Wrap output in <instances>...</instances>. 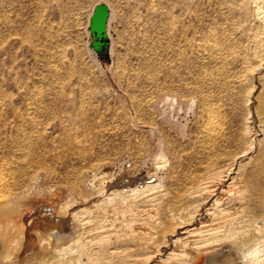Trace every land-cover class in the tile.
<instances>
[{"label":"rangeland","instance_id":"rangeland-1","mask_svg":"<svg viewBox=\"0 0 264 264\" xmlns=\"http://www.w3.org/2000/svg\"><path fill=\"white\" fill-rule=\"evenodd\" d=\"M251 1L253 0H0V163L9 164L8 167L11 166L14 172L13 181L15 185L17 184L15 186L17 190L14 191L15 196L12 195V201L15 202L16 198L18 200L12 204L18 206L17 203H19L22 207H19V210L25 214H31L38 204L56 207L39 215L40 218H48L47 214L54 215L60 206L76 201V195L79 193L80 196L91 194L93 176L95 177L98 171L100 172L102 167L108 164L113 166L116 173L127 167L130 174L128 175H132V178L146 173L151 174L153 171L152 175L158 176L156 178L160 185L166 188L169 184L166 189L171 190L200 157L197 153L199 150L197 149V129L203 99L210 98L209 100L218 101L220 98L218 102L220 107H223L221 110L223 113L226 111L225 116L229 121L228 138L219 152L235 154L245 148L249 136H245L243 141L245 144H243L239 142L238 134L242 130L243 121L247 115L246 102L251 98L252 90H254L249 85L254 84V79L246 78L245 82H250V79L252 81L248 84L243 81V85H240L242 83L236 76L240 74L237 73L240 69L238 63H241L240 57L244 56L243 53L246 51L244 47L247 45V50H250L251 35L262 26L260 25L261 15L255 11L256 5L254 8L252 5L261 0ZM98 3H105L110 9L107 24L110 40L108 61H100L89 48L91 38L88 33V23L93 8ZM251 14L256 16L252 17ZM258 16L259 18H256ZM211 34L213 37H210ZM210 38L215 40V43L218 40L216 47L220 45L219 48L211 49ZM213 40L212 43L215 44ZM217 49L222 52L219 53ZM225 49L226 52H224ZM233 54L232 58H228ZM228 59H231L233 63L231 64ZM252 61L254 65L258 64ZM222 65L226 68L221 69ZM232 67L234 70L239 68L234 71L236 75ZM227 70L229 73L226 72V74ZM257 72L258 70L255 74ZM214 80L221 82L217 83ZM234 80L237 81L234 82ZM224 81H228L230 85L225 82L228 83L226 86ZM228 86L230 87L227 88ZM233 86L235 89L239 88L236 89L237 92ZM218 92L223 93L220 96ZM207 96L213 98H207ZM81 97H83L82 100ZM224 97L225 102H223ZM235 100L236 103H234ZM58 101L61 102L60 105ZM230 111H232L231 115ZM32 118L33 122H31ZM231 122L237 126H233ZM75 125L81 132L74 127ZM23 127L30 132L26 130V134L23 133L25 131ZM85 129L88 133L84 131ZM31 130L35 131L34 134ZM36 132L40 137L36 136ZM89 133L91 136L88 135ZM61 137L63 140L60 139ZM235 137H238V141ZM73 138L79 139V142ZM142 142L144 144H141ZM44 145L46 147H43ZM228 145H230L229 148ZM161 150L165 152L167 150L166 154L170 152L169 155L167 154V160L164 158L166 154L163 157L165 152ZM228 150H230L229 153L226 152ZM253 151L245 159L234 161V164L238 162L236 167H246ZM159 154L164 158V162ZM156 159H159L161 163ZM168 160H171L173 164ZM93 162L97 164L95 169L92 168L95 165ZM160 166L161 168L164 166L166 170L165 168L161 170ZM86 168H89V173ZM157 169L162 172L160 173ZM82 177H86V180ZM67 182L73 186L78 183V188L74 189ZM48 188H52V191ZM55 196L59 197L58 204L54 200ZM66 199L70 201L66 202ZM144 210L146 208L140 209L138 219L145 218L142 215L145 214ZM146 222L148 227L154 228L155 223ZM112 228L119 231V238L117 241H111L110 246L115 248L117 253L109 259L110 264H116L118 260L117 264H134L130 259H144V255L152 254L153 248L161 241L158 235L156 241L154 240V246L146 247L147 245L129 236L127 230H122L119 223H115ZM128 242L127 247L125 244ZM131 246H133L132 250H130Z\"/></svg>","mask_w":264,"mask_h":264},{"label":"bare ground","instance_id":"bare-ground-1","mask_svg":"<svg viewBox=\"0 0 264 264\" xmlns=\"http://www.w3.org/2000/svg\"><path fill=\"white\" fill-rule=\"evenodd\" d=\"M253 1H255V0H253ZM253 1H251V2H253ZM252 5H253V8H254V5H256V8H255L256 10L255 9L254 10L256 11V13L258 12V14L261 15L260 20L262 22L260 25H262V26H260L261 28L256 27L259 30L254 32L253 35H251L252 39L250 38L251 43L249 44L250 50L249 49L247 50V48H248L246 45L247 43L245 44L246 47L243 46L244 48H246L245 53H247V51H248V53L247 54L243 53L244 56L241 55L242 56V57H240L241 63H238L240 65H238L236 63L238 65V67H240V69L238 68L239 72H237L240 74H238V76H236V78L241 83L244 80H246V78L248 79L249 77H251V79L253 77V79H254V80L252 79L254 81V84L252 86L249 85L254 90H252L253 93L250 96L251 98L248 99L249 101L247 100V102H246L247 107L246 106L245 107L248 108L247 109V115L244 118L242 130L238 134L239 135V142L241 141L243 144H245L243 142L245 136H249L248 140L247 141L245 140L247 143V146L245 148L241 149L240 151L236 152L235 154H226L225 153L226 154L225 155V154H222L219 152L220 148L224 147V142L228 138L227 129L229 126L228 125L229 121H228L227 117L225 116L226 111L224 109L225 113H223V111L221 110V108H223V107H220V104L218 102L220 100V98L218 101L209 100L210 98L205 99V100L203 99L201 101L203 104H202V108H200V110H201L200 111V121H199V126L197 129L198 130V132H197V134H198L197 135V142H198L197 149H199L197 151V153L200 154V157H199V159H197V161H195L192 168H190L188 171H186V173H184L183 179L176 186L171 188V190L166 189L169 184L168 185L166 184L167 185L166 188H163V186L160 185L159 180H157V178H156L158 176L155 177L154 175H152L153 171L151 172V174L146 173L145 175H140V176L138 175L139 177H137V178H132L131 177L132 175L129 176L130 174L128 173L129 171L127 170V167L121 171L119 170L120 172L116 173L115 172L116 170L114 171L112 168L113 166L111 167V166H109V164H108V166L106 165V163L108 162V161H106V163L103 162V163H105L106 166L104 167L102 165L103 166L102 170L100 172L98 171V174H96L95 177L93 176V179L91 180L92 188H90V186L88 185L89 188L92 189V193L91 194L89 193L90 195L89 194L88 195L82 194L81 195L82 197H81L80 193L78 192L79 195H76V201H72V203L67 204V205L65 204L64 206H60L61 205L60 204L59 205L60 207L57 209V211L55 212L54 215L53 214L51 215L49 213V214H47L48 218H42L41 217L42 219L39 216L40 214L47 213L49 211V209L50 210L55 209L56 207L51 208V207H48L47 205H44V204H40V205L38 204L36 206V208L33 209V212L31 214L30 213H26V214L22 213L19 210V207H20L19 203H17L18 206L13 205L16 202V200H18V199L16 198L15 202L12 201V195H14V191L17 190V189H15V186L17 184L15 185V183L13 181L14 180V172L12 171V168H10L11 166L8 167L9 164L4 165L5 162L3 161L4 164L0 163V264H110L109 259H112V255L117 253L115 251L116 249L112 248L110 246V244L112 243L111 241H113V240L117 241V239L119 238V231L112 228L115 225V223H119V226L121 227L122 230H124V229L127 230L129 233V236H131L134 239L139 240L145 246L147 245L146 247L152 246L154 243V240L156 241V237L158 235L160 236V237L158 236V239L160 238L159 240H161V241H160V243L158 242L159 244L153 248L154 252L150 255L145 254L144 255L145 258L142 260L141 259L140 260L130 259V261L132 260V262L134 264H264V1L261 0L258 3H255V4L252 3ZM255 14L254 15L251 14V16L255 17L256 16ZM252 17H251V19H252ZM256 18H259V16ZM253 20H254V18H253ZM256 21H258V20H256ZM258 22H260V21H258ZM251 25H253V24H251ZM251 25H250V28H251ZM252 28L254 29V27H252ZM227 30H228V28H227ZM250 31H252V30H250ZM253 31H255V30H253ZM216 34H218V33H216ZM216 34H214V35H216ZM109 36H110V34H109ZM218 36H219V34H218ZM210 37H213L212 34ZM216 38H218V37H216ZM210 39H211L210 40L211 44H209V45H211V49L215 50L217 47L219 48L220 45L216 47V45H218V44H216L218 42V40L215 43L214 42L215 40H213L212 38H210ZM212 40L215 44L212 43ZM219 40H220V37H219ZM246 40L248 42L247 37H246ZM207 43H208V41H207ZM207 43H206V45H207ZM209 45H208V47H209ZM244 48H243V50H244ZM182 50H183V48H182ZM216 51H218L219 53L222 52L221 50H218V49ZM224 52H226V49ZM242 52H244V51H242ZM238 55H239V53H238ZM233 56H234V54L231 57L229 56L228 58H232ZM228 60H230V63H231V59H228ZM252 60L256 61L258 64L254 65L255 63H252L253 62ZM239 61L240 60H238V62ZM167 62H168V60H167ZM225 62H224V64H225ZM235 62H234V64H235ZM226 63L229 64L228 61ZM234 64H233V66H234ZM225 65H224V67L222 65L223 68H221V69H225L226 68ZM217 66H219V65H217ZM216 68L218 69V67H216ZM238 69L236 68L234 70L232 67L233 72L238 70ZM55 70H53V71H55ZM219 70H220V68H219ZM257 70H258V72L255 74V71H257ZM216 72H217V70H216ZM226 72L229 73L228 70L225 71V73ZM234 74H235V72H234ZM228 76H230V75L228 74ZM215 79H216V77H215ZM221 79H223V77ZM226 79L229 80L228 77H226ZM251 79H250V82L252 81ZM214 81H216L218 83V81H220V80H218V81L214 80ZM236 81L237 80H234V82H236ZM225 82H228V81H224V83ZM234 82H232V83H234ZM250 82L247 81L245 83L248 84ZM227 84H226V86H227ZM219 85H221V84L219 83ZM229 85H230V83H229ZM237 85H239V84H237ZM240 85H243V83ZM234 86H233V88H234ZM229 87L230 86H228L227 88H229ZM240 87L243 89L242 86H240ZM163 89H164V87H163ZM236 89L238 90L239 88H236ZM237 90H236V92H237ZM250 91H251V89H250ZM218 93H220V92H218ZM221 93H223V92H221ZM221 93H220V96H221ZM225 93L227 94L226 90H225ZM238 94L239 93H237V95ZM249 94H250V92H249ZM205 95H207V94H205ZM241 95H243V93ZM67 97H69V96H67ZM208 97H212V96H207V98ZM73 99H72V101H73ZM82 99H83V97H81V100ZM76 101L77 100H75V102ZM90 101H91V99H90ZM90 101H89V103H90ZM59 102L60 101H58V103ZM69 102L71 103V101H69ZM168 102H169V100H168ZM220 102H222V101H220ZM223 102H225V97H224ZM81 103H82V101H81ZM81 103L80 104L78 103V104L81 105ZM234 103H236V100ZM60 104H61V102L59 103V105ZM83 104H84V101H83ZM126 106H127V104H126ZM151 106H152V104H151ZM187 106H190V105H187ZM191 106H192V104H191ZM66 107H68V106H66ZM84 107H85V105H84ZM232 107H235V106H232ZM77 109H78V107H77ZM227 109H228V107H227ZM97 111H99V110H97ZM232 111H233V109H232ZM232 111H230V115H231ZM79 112H80V110H79ZM82 113H84V112H82ZM233 113H234V111H233ZM94 114L96 115V113H94ZM74 116H75V114H74ZM54 117H56V116H54ZM69 117H70V115H69ZM102 117H103V115H102ZM52 118H53V116H52ZM181 118H180V120H181ZM103 119H104V117H103ZM166 119H168V118H166ZM75 120H76V118H75ZM100 120H101V118H100ZM232 120H233V117H232ZM31 122H33V118L31 120ZM64 122H65V120H64ZM197 122H198V120H197ZM80 123H82V122H80ZM93 123H94V121H93ZM188 123H189V121H188ZM33 124L34 123H32V126H34ZM74 124H75V121H74ZM232 125H233V123H232ZM235 125H233V126H235ZM36 126H38V125H36ZM66 126H67V122H66ZM88 126H89V124H88ZM74 127H76V125ZM20 128H22V127L20 126ZM64 128H65V126H64ZM150 128H152V127H150ZM239 128H240V126H239ZM23 129H24V127H23ZM97 129H99V128H97ZM24 130H23L24 131L23 133H25L27 129L25 128ZM63 130H65V129H63ZM71 130H72V128H71ZM184 130H186V129H184ZM28 131L29 130H27V132ZM78 131L81 132V130H79V129H78ZM84 131L86 132V129ZM31 132H32V130H31ZM34 132H32V133L34 134ZM73 132H75V131H73ZM91 132L93 134V131H91ZM233 132H234V128H233ZM86 133H88V132H86ZM39 134H40V131H39ZM39 134L37 133L36 136ZM69 134H70V132H69ZM63 135H65V134H63ZM71 135H72V133H71ZM88 135H90V133ZM232 136H233V134H232ZM23 137H25V136H23ZM37 137H40V135ZM185 137H186V135H185ZM62 138L63 137H61L60 139H62ZM235 138H237V141H238V137H235ZM30 139H31V137H30ZM70 139H71V137H70ZM73 139L77 140L76 138H73ZM185 140H186V138H185ZM231 140H232V138H231ZM77 141L79 142V139ZM88 141H90V140H88ZM234 141H233V143H234ZM41 142H43V140ZM185 142H187V141H185ZM57 144H59V142ZM141 144H144V143L142 142ZM90 145H92V144H90ZM235 145L237 146V144H235ZM142 146L144 147V145H142ZM183 146H184V144H183ZM229 146L230 145H228V148H229ZM43 147H46V145H44ZM84 147H85V145H84ZM190 148H192V147H190ZM178 149H180V148H178ZM252 149H254V151ZM62 150L65 151V149H62ZM70 150H71V148H70ZM250 150L253 151V154H251L249 164L246 165V167L243 166V168H241L240 166L236 167V164L238 162L236 164H234V161L236 162L237 159H239V160L245 159V157H247V155L249 156V153L251 152ZM66 151H68V150H66ZM161 151H164V150H161ZM169 151H170V148H169ZM229 151L230 150H228L226 152L229 153ZM92 152H94V151H92ZM166 152H167V150H166ZM166 152L163 154V157L166 154ZM184 152H186V150ZM232 152H233V150H232ZM169 153H167V154L169 155ZM167 154L164 157L165 160H167L166 159V157H168ZM176 155H178V154H176ZM201 155H202V157H201ZM83 156H85V155H83ZM87 156H89V155H87ZM163 157L161 156V158L163 159V162H164ZM41 158H43V156ZM196 158H198V157H196ZM179 159L182 160L180 157H179ZM174 160H175V158H174ZM224 160H226V161H224ZM117 161H118V159H117ZM169 161L171 162V164H173V162L171 160H168V162ZM158 162L161 163V161H158ZM158 162H157V164H158ZM99 163L100 162H98V164ZM108 163H110V162H108ZM96 165L97 164H95L94 165L95 167L93 166L92 168L95 169ZM158 165H160V164H158ZM167 166H168V164H167ZM157 167L159 168V166H156V168ZM160 168H161V166H160ZM163 168H165V167L163 166L161 168V170ZM174 169H175V167H174ZM39 170H40V168H39ZM83 170H80V171H83ZM88 170H89V168L86 171L88 172ZM97 170L98 169H96V171ZM154 170H156V169H154ZM158 170L159 169H157V171ZM161 170H159L160 173L162 172ZM165 170H166V168H165ZM89 172H90V170H89ZM154 172L157 173L156 171H154ZM178 172L180 174V171H178ZM170 173H172V172H170ZM170 173H168V174H170ZM80 176H82V173ZM82 178H84V177H82ZM77 179H79V178H77ZM84 179L86 180V177ZM31 183H32V181H31ZM34 183H35V181H34ZM85 183H86V181H85ZM68 184L71 185L70 183H68ZM77 184L78 183H76L75 186H73V185H71V186H73L74 189H76V188H78ZM26 186H28V185H26ZM61 187H62V185H61ZM86 187H87V184H86ZM48 189H50V188H48ZM20 190H22V189H20ZM50 190L52 191V188ZM87 190H88V188H87ZM25 192L29 193V191H25ZM65 192H67L66 189H65ZM28 193H27V195H28ZM26 196H24V197H26ZM16 197H18V196H16ZM21 198H22V196H21ZM58 198L59 197L54 198V200L57 204L59 202ZM23 199L24 198H22V200ZM67 200L68 199H66V202H67ZM26 201H24V202H26ZM69 201H70V199L68 200V202ZM12 202H14V203L12 204ZM30 202H32V201H30ZM52 207H53V204H52ZM20 208H22V207H20ZM23 208H24V206H23ZM31 208H33V207H31ZM143 208L144 209L146 208V210H144L145 214L144 213L142 214L145 216V218L144 219H138V216H140V215H138V213H140V209H143ZM141 212H142V210H141ZM144 220L149 221V223H150V221L155 223L154 228L148 227L147 226L148 223ZM149 225H151V224H149ZM120 244H124V243H120ZM125 245L128 247L129 242H128V244H125ZM130 245H132V244H130ZM132 247L133 246H131L130 250H132ZM122 248H124V247H122ZM110 250H112V251H110ZM149 250H151V249H149ZM126 252H127V250H126ZM120 253H122V251ZM140 253H141V250H140ZM122 255H125V254H122ZM135 255H136V253H135ZM118 257H122V256H118ZM130 257H132V256H130ZM123 261H125V260H123ZM118 262H119V260H118ZM118 262H116V264ZM126 263H127V261H126Z\"/></svg>","mask_w":264,"mask_h":264},{"label":"water","instance_id":"water-1","mask_svg":"<svg viewBox=\"0 0 264 264\" xmlns=\"http://www.w3.org/2000/svg\"><path fill=\"white\" fill-rule=\"evenodd\" d=\"M109 17V7L105 3H98L89 18L88 33L91 38L89 48L100 61H108L110 53V40L107 34Z\"/></svg>","mask_w":264,"mask_h":264}]
</instances>
